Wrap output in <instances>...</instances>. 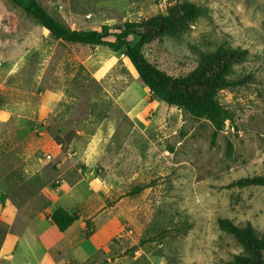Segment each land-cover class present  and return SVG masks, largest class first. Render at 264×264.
Listing matches in <instances>:
<instances>
[{"label": "rangeland", "instance_id": "374dc122", "mask_svg": "<svg viewBox=\"0 0 264 264\" xmlns=\"http://www.w3.org/2000/svg\"><path fill=\"white\" fill-rule=\"evenodd\" d=\"M36 1L71 30L115 31L180 0ZM188 1L203 14L181 36L146 44L142 53L184 76L219 46L248 52L234 68L250 75L248 83L217 94L225 111L219 131L151 97L120 52L53 40L0 0L1 228L18 233L55 207L52 194L63 182H79L58 205L77 203L86 221L80 249L92 256L83 264H231L243 250L219 218L264 234V188L230 185L264 176V0ZM31 139L38 143L32 161ZM31 228L14 264L44 257L43 225Z\"/></svg>", "mask_w": 264, "mask_h": 264}, {"label": "trees", "instance_id": "16d2710c", "mask_svg": "<svg viewBox=\"0 0 264 264\" xmlns=\"http://www.w3.org/2000/svg\"><path fill=\"white\" fill-rule=\"evenodd\" d=\"M10 1L41 26L53 40L90 48L105 47L110 51L120 52L129 61L151 97L191 117L208 120L215 131L221 130L225 119V111L217 94L221 90L241 87L250 80L249 74L235 73L234 68L246 62L248 57V52L239 48L219 46L212 52L201 55L196 67L184 76L169 75L146 60L142 53L146 44L163 37L181 36L203 14L204 8L201 5L188 0L171 2L164 13L138 22H125L115 31L107 25L71 30L49 15L36 0ZM54 140L57 144L61 143L58 137ZM230 185L238 188H264V176L244 177ZM48 218L56 230L62 233L79 216L57 207ZM217 225L220 230L232 236L243 250L233 257L231 264H264V234H257L249 224L239 227L226 218H219ZM1 227L0 225V246L6 234ZM89 234L90 232H86V236Z\"/></svg>", "mask_w": 264, "mask_h": 264}, {"label": "crops", "instance_id": "0c3cea01", "mask_svg": "<svg viewBox=\"0 0 264 264\" xmlns=\"http://www.w3.org/2000/svg\"><path fill=\"white\" fill-rule=\"evenodd\" d=\"M0 121L1 122L6 121V116H0ZM31 143H32L31 145L32 153L26 154V158L31 159L30 161L35 159L34 154L35 151H37V147H38V143L36 139H31ZM97 148H98L97 145L94 143L90 145V148H88V150L84 152V154L89 153L90 149L94 151ZM84 156L81 155L80 159H84ZM69 183L70 182H63L60 185V190L58 191V193L52 194L55 203L53 204L55 205L54 208L52 209L49 208L46 212L44 213L40 212L34 215L33 217H31L27 221L23 229L18 233H14L13 231H11V228L8 229L0 246L1 264H14L13 252L15 251L18 245L22 244V241L25 238L26 233L31 232L32 230L31 226L34 223V221H40V223L43 225V230L39 235V239H41V243L39 244V246L41 252H43L44 257H40L39 260L35 259L34 263L32 264H43L44 259H47L49 261L48 264H65L69 262L75 264H82L92 256L91 255L90 257L87 258V254L86 253L83 254L80 249L81 245H83L88 238V236H86V233L84 235L83 232L85 223L82 217H79L77 221H75L66 231L62 233L56 230L55 226L51 223V221L48 218L51 212L55 208L61 207L58 204L61 202L60 200L62 195L67 194L72 187H76L79 185V182L78 184L76 183L75 185H70ZM78 202L81 204L83 201L81 202L79 200ZM76 204L77 203H74L73 205H67V207H61V208L65 209L69 213H75L74 207L76 206ZM26 226H28V228L26 229L27 232L24 233V235H22ZM23 264H29L27 259H24Z\"/></svg>", "mask_w": 264, "mask_h": 264}]
</instances>
